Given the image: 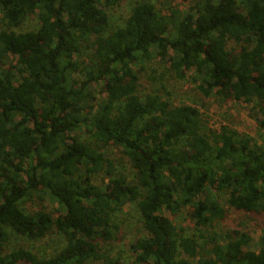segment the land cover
I'll return each mask as SVG.
<instances>
[{"label": "trees", "instance_id": "trees-1", "mask_svg": "<svg viewBox=\"0 0 264 264\" xmlns=\"http://www.w3.org/2000/svg\"><path fill=\"white\" fill-rule=\"evenodd\" d=\"M121 2L0 0V264H264V231L254 250L244 229L214 230L230 210L264 214V0H195L184 13L138 2L113 27ZM156 59L219 104L250 105L260 138L141 93ZM35 198L62 213L26 208ZM126 207L146 232L128 258L116 249ZM183 212L191 234L164 215ZM54 233L65 246L50 257L6 247Z\"/></svg>", "mask_w": 264, "mask_h": 264}, {"label": "rangeland", "instance_id": "rangeland-1", "mask_svg": "<svg viewBox=\"0 0 264 264\" xmlns=\"http://www.w3.org/2000/svg\"><path fill=\"white\" fill-rule=\"evenodd\" d=\"M169 1V6H167ZM138 2H149L154 4L158 9H162L166 12L171 6L181 12H187L193 5L195 0H122L121 6L113 10L112 26L119 27L124 26L129 13L130 6ZM0 20V26L2 25ZM38 28L35 21L27 23L23 32L33 31ZM189 79L185 81L176 80L172 77L171 70L165 61L156 59L155 61L146 64L140 75L141 93L149 94L153 92H159V94H170V98L176 106L188 105L200 110L205 120L210 123L213 129L220 130L222 125H229L233 129L237 130L242 134H247L254 139L260 138L258 135V128L256 121L253 119L251 106L245 103L228 102L225 104H219L215 97L208 98L203 95L199 90V84L196 83L192 74H189ZM98 90L102 88L101 85H95ZM103 98V95H100ZM110 158L115 162L117 170L123 174H129L131 167L128 162L122 157L119 151L114 150L109 153ZM225 209H230L226 204V201H221ZM46 209L51 213H56V217L62 213L59 206L54 204L49 199H45L43 204L35 198L32 201L27 202L26 208L31 211H38L42 208ZM164 215L176 224L179 228H183L189 234L195 228L194 223L187 218V213L183 212L177 216H173L169 213ZM139 215L135 209L126 207L123 213H120L118 221L121 225V243H117L116 248L118 252L125 258L130 257V244L143 237L146 232L139 222ZM244 229L250 234L253 240V249L258 250V241L264 231V214H245L243 212H237L230 210L229 218L225 223H218L215 225L214 230L216 232H227L231 230H242ZM64 240L61 235L54 233L42 241H28L17 236H10L9 243L6 247L8 251H12L21 247H24L39 257H50L58 253L64 247Z\"/></svg>", "mask_w": 264, "mask_h": 264}]
</instances>
